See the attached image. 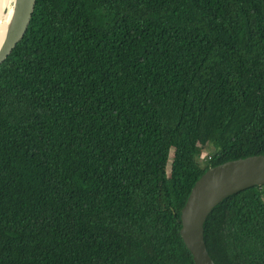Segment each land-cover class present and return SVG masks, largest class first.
Here are the masks:
<instances>
[{
    "label": "trees",
    "instance_id": "trees-1",
    "mask_svg": "<svg viewBox=\"0 0 264 264\" xmlns=\"http://www.w3.org/2000/svg\"><path fill=\"white\" fill-rule=\"evenodd\" d=\"M258 154L264 0H35L0 63V264H193L191 186ZM202 237L214 264H264V184Z\"/></svg>",
    "mask_w": 264,
    "mask_h": 264
},
{
    "label": "water",
    "instance_id": "water-1",
    "mask_svg": "<svg viewBox=\"0 0 264 264\" xmlns=\"http://www.w3.org/2000/svg\"><path fill=\"white\" fill-rule=\"evenodd\" d=\"M35 0H10L0 34V63L23 36ZM264 184V154L246 156L208 167L191 186L179 211V236L193 264H214L202 237V225L210 210L224 197Z\"/></svg>",
    "mask_w": 264,
    "mask_h": 264
},
{
    "label": "bare ground",
    "instance_id": "bare-ground-1",
    "mask_svg": "<svg viewBox=\"0 0 264 264\" xmlns=\"http://www.w3.org/2000/svg\"><path fill=\"white\" fill-rule=\"evenodd\" d=\"M9 2H10V0H0V34H1V31L3 30V27L5 25V21L7 18V14H5L4 12L2 13V9L6 6H8Z\"/></svg>",
    "mask_w": 264,
    "mask_h": 264
},
{
    "label": "rangeland",
    "instance_id": "rangeland-1",
    "mask_svg": "<svg viewBox=\"0 0 264 264\" xmlns=\"http://www.w3.org/2000/svg\"><path fill=\"white\" fill-rule=\"evenodd\" d=\"M207 150H208L207 148L201 150V153H200L201 155L198 157L197 161L200 162V161L204 160V158H205V156H206V154H207V153H206Z\"/></svg>",
    "mask_w": 264,
    "mask_h": 264
}]
</instances>
